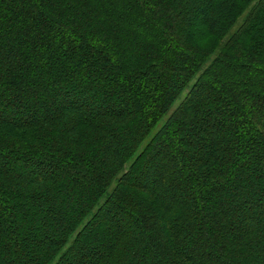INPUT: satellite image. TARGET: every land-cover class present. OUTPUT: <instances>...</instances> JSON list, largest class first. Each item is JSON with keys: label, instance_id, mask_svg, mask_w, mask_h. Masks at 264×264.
<instances>
[{"label": "trees", "instance_id": "obj_1", "mask_svg": "<svg viewBox=\"0 0 264 264\" xmlns=\"http://www.w3.org/2000/svg\"><path fill=\"white\" fill-rule=\"evenodd\" d=\"M0 264H264V0H0Z\"/></svg>", "mask_w": 264, "mask_h": 264}, {"label": "rangeland", "instance_id": "obj_2", "mask_svg": "<svg viewBox=\"0 0 264 264\" xmlns=\"http://www.w3.org/2000/svg\"><path fill=\"white\" fill-rule=\"evenodd\" d=\"M246 16H247V13H245V14L241 17V19L238 21V23L236 24V26L233 28V30H232L233 32L236 31V30L239 28V26L244 22ZM220 47H221V45H220ZM221 49H222V47H221ZM195 80H196V79H195ZM184 96H185V93H184V94L180 97V99L177 101L175 107L178 105V103L180 102V100H181ZM175 107H174V108H175ZM174 108H173V110H174Z\"/></svg>", "mask_w": 264, "mask_h": 264}]
</instances>
